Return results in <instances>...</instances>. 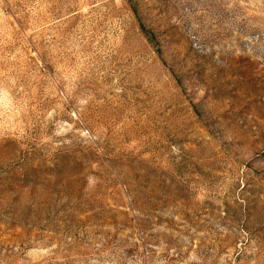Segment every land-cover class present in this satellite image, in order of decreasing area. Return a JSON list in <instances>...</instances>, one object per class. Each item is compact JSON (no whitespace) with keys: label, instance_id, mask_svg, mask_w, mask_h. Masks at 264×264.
Returning <instances> with one entry per match:
<instances>
[{"label":"rangeland","instance_id":"374dc122","mask_svg":"<svg viewBox=\"0 0 264 264\" xmlns=\"http://www.w3.org/2000/svg\"><path fill=\"white\" fill-rule=\"evenodd\" d=\"M0 264H264V0H0Z\"/></svg>","mask_w":264,"mask_h":264}]
</instances>
